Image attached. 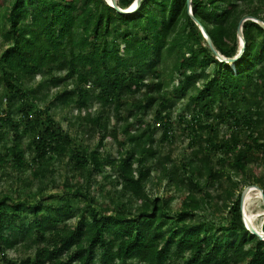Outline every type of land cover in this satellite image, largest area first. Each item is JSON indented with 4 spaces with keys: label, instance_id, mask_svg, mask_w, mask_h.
I'll list each match as a JSON object with an SVG mask.
<instances>
[{
    "label": "trees",
    "instance_id": "trees-1",
    "mask_svg": "<svg viewBox=\"0 0 264 264\" xmlns=\"http://www.w3.org/2000/svg\"><path fill=\"white\" fill-rule=\"evenodd\" d=\"M246 17L264 23V0H141L126 15L105 0H0V183L23 192L0 191V264H264L240 209L242 187L264 194V29L244 21L240 57L222 61L197 25L232 59ZM64 107L98 134L92 146L54 120ZM176 128L185 161L162 152ZM107 135L115 158L101 152ZM55 157L82 182L46 197ZM106 183L109 209L90 191ZM19 250L32 253L6 258Z\"/></svg>",
    "mask_w": 264,
    "mask_h": 264
},
{
    "label": "rangeland",
    "instance_id": "rangeland-1",
    "mask_svg": "<svg viewBox=\"0 0 264 264\" xmlns=\"http://www.w3.org/2000/svg\"><path fill=\"white\" fill-rule=\"evenodd\" d=\"M246 20H248L247 17L244 18L242 21L244 22ZM251 21H254V20L251 19ZM255 22H257V21H255ZM238 43L239 44L241 43V40L239 37H238ZM4 48H5V45L3 44V39L0 36V54L2 53ZM37 81H38V79H37ZM64 86H65V83L61 84V87H64ZM168 95H170V94H168ZM185 103H186V101H180L179 102V104L177 106L178 110L173 113V119L174 120L176 118V114L185 105ZM97 108H98V106L94 105V107L90 111V113L92 114ZM53 115H54L53 116L54 120L59 124L61 129L65 132L69 133L72 136H77L79 141H80L79 143H81L83 145L92 146L97 141L98 134H95L92 139H87L86 135L78 129L79 123L75 120V117L77 116L76 111L69 112L67 107H64L62 109H54ZM149 119H151V118L149 117ZM114 123H115V119L111 118L109 127H112ZM120 125L121 124H119L118 127H121ZM176 127H178V126H176ZM222 128H223V126L220 128V130ZM118 135H119L118 137H121V132H120L119 128H118ZM160 135H161V133H160V131H158L156 134L157 139L160 138ZM27 140L28 139L23 140V145H27V142H28ZM119 142H121V141H119ZM103 145L104 146L101 149V152L103 154H109V155L113 156L114 158L117 157L119 152L122 151V148H120L118 146L117 142L112 139L111 135H107V137L103 141ZM168 148L172 149V151H173L172 158L175 161H180L182 159L185 161L187 156L189 155V152H190V149L188 148V139L186 138V131H183L181 129L176 128V130L174 131L173 142L170 145L165 144L164 148L162 149V152L165 153ZM25 157L27 159L30 158V156L28 154H26ZM61 161L62 162H59V159L57 157H55L54 162L55 163L58 162L55 164L56 171H57L56 176L53 177L55 183L53 184V186L50 184L49 186H51V187H49L46 191H42L43 196L45 195L47 197V195H50V194H54V193L61 194V193H63L64 180H66V182H67L66 186L74 185L76 182L77 183L82 182V175L81 174L76 175L74 178H71L72 172L70 171V168H69V170H67L64 167V163L67 162L66 158L62 159ZM106 167H108V166H106ZM254 173L258 174L259 170L254 169ZM105 174L108 176L109 175L112 176V174H114V172H112L109 168H106ZM26 176H28V173H24V176L23 175L21 176V180L25 179ZM95 179L97 182H100L102 179V176L96 175ZM14 182H16V181H14ZM9 183L10 182L5 181V178H2V181L0 183V191H3L5 189L9 188L11 190V192L13 193V197L22 198L23 192H20V193L16 192L17 186L13 185V187H9V185H10ZM21 184H22V182H21ZM103 187H104V192H103L104 194L102 195V197L97 196L98 195V192H97L98 189L95 186H92L90 188V191H91V194L94 196L93 200L95 202H98L103 208L109 209V208H111V206L115 202L116 196L114 194H112L111 192H109L110 186L107 183ZM246 188L245 187L241 188L243 194L246 191ZM33 190H36V189L33 188ZM212 195H215V193L212 192ZM243 197H244V195H243ZM182 199H183V197H179L177 200H175L171 204V206L174 210L177 211V209L181 206ZM125 200H126L125 198H122V201H125ZM44 201L46 203L49 202V200L47 198H45ZM240 209H241L242 222L244 221V213H245L247 218L251 221V224L254 227V229L262 230V225L264 223V206L261 203L260 198H258L257 192L253 191V192L248 193L247 194V200H244L242 198V200L240 201ZM77 217H79V215H75V211H73L72 217L68 221V223L73 225L76 222ZM244 224H245V221H244ZM245 226H246V224H245ZM31 253H32L31 250L27 251V252H23L22 250L7 251L5 253V256L7 259L19 260V259H23L27 255H30ZM179 262H180V260L174 255L172 260H169L167 262V264H179Z\"/></svg>",
    "mask_w": 264,
    "mask_h": 264
},
{
    "label": "water",
    "instance_id": "water-1",
    "mask_svg": "<svg viewBox=\"0 0 264 264\" xmlns=\"http://www.w3.org/2000/svg\"><path fill=\"white\" fill-rule=\"evenodd\" d=\"M140 1H141V0H135V1L133 2V4H132L128 9H126V10H122V9H120V8L116 5V0H105V2H107L108 5L111 6L113 9H115L118 13H120V14H125V15H126V14H131V13H133V12L137 9V7H138ZM187 4L190 5V0H187ZM247 18H248V20L253 19V20H254L253 22L258 21V20L254 19V18H251V17H247ZM242 22H243V21L240 22V24H239V26H238V29H237V34H238V37H239V38H240V37L242 38V32H241ZM259 22H260V21H259ZM255 23L259 24V25L264 29V23H263V22H260V23L255 22ZM197 25H198L199 30L201 31V33H202V35H203V38L208 42V45H209L210 49H211V50H212V51L218 56V58H219L220 60H222V61H233V60H236L238 57H240V55H241V53H242V51H243V48H244V41L241 40V38H240V40H241L242 42L240 43V44H241V47H240V50H239V54H238V56L235 57V58H232V59H225V58L219 56V54H218V53L216 52V50L214 49L212 43L208 40V37H207L205 31L203 30V28H202L199 24H197ZM255 188L260 192L261 197H262L263 200H264V194H263L262 190H260L258 187H255ZM242 198H243V193H242V195H241V200H242ZM241 200H240V201H241ZM263 202H264V201H263ZM248 231H249L251 234L257 236L260 240H263V241H264V237L261 236L259 233L255 232V231H252V230H249V229H248Z\"/></svg>",
    "mask_w": 264,
    "mask_h": 264
},
{
    "label": "bare ground",
    "instance_id": "bare-ground-1",
    "mask_svg": "<svg viewBox=\"0 0 264 264\" xmlns=\"http://www.w3.org/2000/svg\"><path fill=\"white\" fill-rule=\"evenodd\" d=\"M258 23H260L259 21H257ZM241 38V37H240ZM241 40H243V38H241ZM242 42V41H241ZM253 191H255V192H257V195H258V198H260V200H261V203L263 204V206H264V200H263V198L261 197V195H260V192L255 188V186H253V187H247L246 188V191L244 192V197H243V199L244 200H247V194L248 193H250V192H253ZM244 221H245V224H246V226H245V228L248 230H252V231H255V232H257V233H259L261 236H263L264 237V231L263 230H256V229H254V227L252 226V224H251V221L247 218V216H246V214L244 213Z\"/></svg>",
    "mask_w": 264,
    "mask_h": 264
},
{
    "label": "clouds",
    "instance_id": "clouds-1",
    "mask_svg": "<svg viewBox=\"0 0 264 264\" xmlns=\"http://www.w3.org/2000/svg\"><path fill=\"white\" fill-rule=\"evenodd\" d=\"M240 45V44H239ZM241 46V45H240ZM243 224H244V221H243ZM244 226H245V224H244Z\"/></svg>",
    "mask_w": 264,
    "mask_h": 264
}]
</instances>
